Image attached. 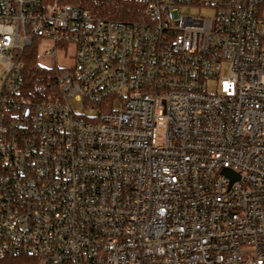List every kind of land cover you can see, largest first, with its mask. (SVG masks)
I'll list each match as a JSON object with an SVG mask.
<instances>
[{"label": "built area", "instance_id": "obj_1", "mask_svg": "<svg viewBox=\"0 0 264 264\" xmlns=\"http://www.w3.org/2000/svg\"><path fill=\"white\" fill-rule=\"evenodd\" d=\"M122 1L0 0V264H264V0Z\"/></svg>", "mask_w": 264, "mask_h": 264}, {"label": "trees", "instance_id": "obj_2", "mask_svg": "<svg viewBox=\"0 0 264 264\" xmlns=\"http://www.w3.org/2000/svg\"><path fill=\"white\" fill-rule=\"evenodd\" d=\"M69 4L90 11L98 17L131 21L139 16L135 14L137 5L122 0H61ZM57 75L59 71L41 68L37 63V54L32 50L30 56L25 58L23 88L32 98L46 100L54 98L59 91Z\"/></svg>", "mask_w": 264, "mask_h": 264}, {"label": "rangeland", "instance_id": "obj_3", "mask_svg": "<svg viewBox=\"0 0 264 264\" xmlns=\"http://www.w3.org/2000/svg\"><path fill=\"white\" fill-rule=\"evenodd\" d=\"M190 13L198 12L196 8H189L187 10ZM210 13H207L209 16ZM51 48L49 44L42 43L41 51L37 54V63L41 68L47 70H53L59 68L61 71L69 70L75 65V52L76 46L74 44H68V46L59 45L56 47V57L45 56L42 51ZM74 108L79 107L73 100H71Z\"/></svg>", "mask_w": 264, "mask_h": 264}, {"label": "water", "instance_id": "obj_4", "mask_svg": "<svg viewBox=\"0 0 264 264\" xmlns=\"http://www.w3.org/2000/svg\"><path fill=\"white\" fill-rule=\"evenodd\" d=\"M224 173L226 175H228L229 177H231L233 180L236 179V176H234V174L232 173V171L230 170H225Z\"/></svg>", "mask_w": 264, "mask_h": 264}]
</instances>
